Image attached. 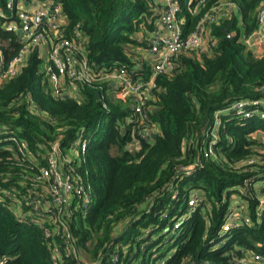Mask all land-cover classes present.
I'll return each mask as SVG.
<instances>
[{
    "label": "trees",
    "instance_id": "trees-1",
    "mask_svg": "<svg viewBox=\"0 0 264 264\" xmlns=\"http://www.w3.org/2000/svg\"><path fill=\"white\" fill-rule=\"evenodd\" d=\"M56 1L66 35L80 29L97 67L151 73L135 56L148 45L162 0ZM222 1L181 0L185 34ZM230 1L231 14L211 25L216 45L182 53L174 69L156 77L144 123L135 121L129 100L107 88L80 83L72 92L67 81L56 92L38 46L18 74L0 80V264H238L252 252L264 255V52L240 38L258 27L264 0ZM0 7L10 11L8 0ZM8 21L0 16L7 61L23 45ZM238 99L260 100L257 111L245 117L231 109ZM147 123L157 136L141 135ZM214 139V152L205 155ZM55 144L75 151L63 168L90 186L86 211L75 195L62 204L33 202ZM195 192L200 200L190 205ZM242 205L250 222L240 215L239 225L223 230L231 209Z\"/></svg>",
    "mask_w": 264,
    "mask_h": 264
},
{
    "label": "built area",
    "instance_id": "built-area-1",
    "mask_svg": "<svg viewBox=\"0 0 264 264\" xmlns=\"http://www.w3.org/2000/svg\"><path fill=\"white\" fill-rule=\"evenodd\" d=\"M181 0H163V4L158 7L159 26L156 27L148 37V45L138 49L135 56L139 62L148 61L152 65L151 73L144 77L135 74V70H129L126 65H120L112 69L97 67L87 56V44L85 38L78 27L73 30L70 36L66 35L65 24L67 18L60 2L56 0H33L16 1L8 0L9 12L0 7V16L9 19L5 25L7 30L17 33L23 30L20 36L23 45L19 51L8 61L4 58L3 50L0 49V80L15 76L21 70L26 57L33 46H38L42 55V46L45 40L48 41L47 66L46 70L50 81L56 92L64 87L65 82L70 81L71 90L80 84H89L94 87L107 88L116 98L130 101L134 106V119L136 122L144 123L148 121V111L146 108L149 89L157 86L156 77L174 69L184 52L200 50L206 46L216 45V38H212L211 25L220 22V19L227 14L226 10L232 1L226 0L207 10L197 22L195 29L185 34L182 27L183 19L181 13ZM198 1L203 3L206 0H188V2ZM28 2V5L26 4ZM245 45L250 48V42L264 44V5L258 13V27L250 33H243L241 37ZM206 45V46H205ZM260 103V100L234 101L230 108L236 110L245 117H250L254 113L253 105ZM257 111V110H256ZM264 117V111H261ZM219 122V121H218ZM217 122V123H218ZM147 131L141 135L147 138V134L156 132V128L146 124ZM216 137V134H215ZM212 140L205 155L214 152ZM82 139L75 144L76 148L84 151L86 145L81 144ZM72 160L65 156V152L59 144L52 147L48 157V165L43 167L38 179L44 181L42 193L33 200L36 206L41 205V201L49 204L50 197L59 204L67 201L69 195L81 197V206L89 209L93 193L90 186L83 183L81 178L72 176L71 169L63 168L66 162ZM195 165L189 167L194 168ZM188 170L187 172H190ZM200 200L198 193H193L189 198V204L195 205ZM264 198L260 203L258 214L262 213ZM244 206H235L227 215L226 222L222 225L223 230H229L232 226L240 224L241 216H245V221L250 222V218L242 209ZM183 218L175 222L174 228L177 229ZM242 222V221H241ZM116 257V256H114ZM238 264H264V255L254 253L250 256H243L238 259Z\"/></svg>",
    "mask_w": 264,
    "mask_h": 264
},
{
    "label": "crops",
    "instance_id": "crops-1",
    "mask_svg": "<svg viewBox=\"0 0 264 264\" xmlns=\"http://www.w3.org/2000/svg\"><path fill=\"white\" fill-rule=\"evenodd\" d=\"M38 1V0H37ZM27 5H28V2L26 3ZM162 4H163V0H162ZM161 4V5H162ZM160 5V6H161ZM234 5H230L228 8H227V10H226V12H227V14L225 15V16H229V14H231V10H234ZM231 11V12H230ZM238 21H239V23H238V25L242 28V26H243V21H242V16H241V14L240 13H238ZM158 20V19H157ZM159 26V21H157V26L156 27H158ZM243 33H245V32H241V35H240V38L243 36ZM44 43H46L47 45H43L42 46V55H41V57H43V51L45 52V51H48V41L47 40H45L44 41ZM251 43V45L249 46L251 49H253L254 51H256V52H264V44L261 46V45H257L256 44V41H252V42H250ZM206 46V45H205ZM204 49H209V47L208 46H206V47H204ZM48 55V54H47ZM72 92H74V91H72ZM156 130V129H155Z\"/></svg>",
    "mask_w": 264,
    "mask_h": 264
},
{
    "label": "rangeland",
    "instance_id": "rangeland-1",
    "mask_svg": "<svg viewBox=\"0 0 264 264\" xmlns=\"http://www.w3.org/2000/svg\"><path fill=\"white\" fill-rule=\"evenodd\" d=\"M47 51H43V61L41 62V69L42 70H44V69H46V66H47ZM135 146H139V144L137 145V144H134ZM135 146H134V148H135ZM65 152V156H67V157H69V158H71V159H73V157H74V154H75V151L74 150H67V152L66 151H64ZM76 153H77V151H76ZM234 196H232V198H233ZM86 255V257H88L89 255H88V253H86L85 254Z\"/></svg>",
    "mask_w": 264,
    "mask_h": 264
},
{
    "label": "water",
    "instance_id": "water-1",
    "mask_svg": "<svg viewBox=\"0 0 264 264\" xmlns=\"http://www.w3.org/2000/svg\"><path fill=\"white\" fill-rule=\"evenodd\" d=\"M227 31H228V29H226ZM19 34H20V36H22L23 35V30H20L19 31ZM229 36H230V34H229ZM96 94H97V96L99 97V95H100V93H99V91L98 92H96ZM152 136H157V133L156 132H154L153 134H152Z\"/></svg>",
    "mask_w": 264,
    "mask_h": 264
}]
</instances>
